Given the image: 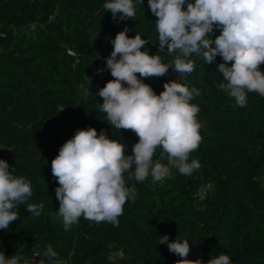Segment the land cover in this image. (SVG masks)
Returning <instances> with one entry per match:
<instances>
[{"label":"trees","instance_id":"16d2710c","mask_svg":"<svg viewBox=\"0 0 264 264\" xmlns=\"http://www.w3.org/2000/svg\"><path fill=\"white\" fill-rule=\"evenodd\" d=\"M105 2L0 0V159L14 175L31 181L28 202L44 205L35 218L26 205L17 206L19 218L0 229V251L8 257L18 253L30 264H39L48 245L64 264H176L181 257L159 245L167 234L170 241H189V260L207 264L223 253L233 264H264V97L249 93L247 106L240 107L221 91L219 56L208 65L193 53L195 70L178 80L201 92L191 101L200 108L203 137L191 158L201 167L190 176L172 169L162 182L129 181L138 194L124 205L118 225L81 217L64 230L51 171L62 145L88 127L125 144L128 155L138 141L133 131L109 125L98 108L103 99L97 92L113 79L105 68L111 39L127 27L129 37L139 33L150 41L141 51L160 55L165 63L172 58L159 50L148 0L136 4L134 19L125 20L113 19ZM219 34L214 27L212 38ZM260 68L264 71V64ZM88 78L93 85L86 92ZM142 79L157 95L175 80L169 72ZM208 183L211 190L199 196Z\"/></svg>","mask_w":264,"mask_h":264},{"label":"clouds","instance_id":"9594fccd","mask_svg":"<svg viewBox=\"0 0 264 264\" xmlns=\"http://www.w3.org/2000/svg\"><path fill=\"white\" fill-rule=\"evenodd\" d=\"M137 3L143 0H106L103 8L113 19H134ZM148 7L156 17L159 50L166 49L173 59L165 63L160 55L141 51L150 41L139 33L129 37L127 27L111 39L113 49L105 68L113 79L97 92L103 99L98 108L109 125L133 131L138 141L128 155L125 144L110 139L103 129L98 133L88 127L77 130L62 145L51 161V171L59 185L55 194L65 231L81 217L118 225L126 202L137 198V188L129 181L143 183L151 177L153 182H162L172 169L190 176L201 167L198 159L191 158L203 139L197 119L200 108L191 103L201 92L178 82L195 70L190 59L193 53L208 65L217 56L222 58L217 66L223 76L218 88L235 98L238 106H247L249 93L264 97L260 68L264 64V0H148ZM214 27L220 29L215 39L211 35ZM170 68L179 78L165 82L159 95L142 79L166 76ZM103 71L96 70L97 74ZM32 194L31 181L14 175L7 161L0 159V229H8L19 218L18 205H26L33 218L42 214L43 203L28 202ZM161 244L181 257L176 264H204L201 259H186L190 252L187 239L170 241L165 234ZM56 257L48 245L39 264H61ZM0 264L30 262L18 253L8 257L0 251ZM207 264L233 262L221 253Z\"/></svg>","mask_w":264,"mask_h":264},{"label":"built area","instance_id":"2783aa9c","mask_svg":"<svg viewBox=\"0 0 264 264\" xmlns=\"http://www.w3.org/2000/svg\"><path fill=\"white\" fill-rule=\"evenodd\" d=\"M173 59V57L171 58V60ZM171 62V61H170ZM169 76L172 77L173 79H178L179 78V73L175 72L172 68L169 69ZM93 85L92 80L90 78H88L87 82L85 83V89L86 92H88L91 88V86ZM211 184H204L202 186H200V188L198 189V195L199 196H205L207 195V193L211 190ZM123 256L122 253H119V257L121 258Z\"/></svg>","mask_w":264,"mask_h":264},{"label":"rangeland","instance_id":"374dc122","mask_svg":"<svg viewBox=\"0 0 264 264\" xmlns=\"http://www.w3.org/2000/svg\"><path fill=\"white\" fill-rule=\"evenodd\" d=\"M260 177H261V179L264 181V169L261 171V173H260ZM61 264H64V263L61 262Z\"/></svg>","mask_w":264,"mask_h":264}]
</instances>
